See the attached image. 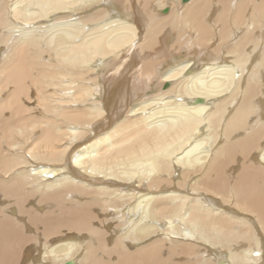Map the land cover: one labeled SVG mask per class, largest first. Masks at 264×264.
Masks as SVG:
<instances>
[{
    "label": "bare ground",
    "instance_id": "bare-ground-1",
    "mask_svg": "<svg viewBox=\"0 0 264 264\" xmlns=\"http://www.w3.org/2000/svg\"><path fill=\"white\" fill-rule=\"evenodd\" d=\"M0 264H264V0H0Z\"/></svg>",
    "mask_w": 264,
    "mask_h": 264
},
{
    "label": "rangeland",
    "instance_id": "rangeland-1",
    "mask_svg": "<svg viewBox=\"0 0 264 264\" xmlns=\"http://www.w3.org/2000/svg\"><path fill=\"white\" fill-rule=\"evenodd\" d=\"M6 38H7V37H6ZM13 40H14V38H12V39L10 40V42L13 41ZM9 52H12V51L10 50ZM30 52L33 53L35 56L37 55V56L39 57V56H40V52H41V50L38 48V46H32L31 49H30ZM10 56H11V59L8 61V63H10V62L12 61V58H13L11 54H8V55H7V58H9ZM44 59H45V58L40 59V62H42Z\"/></svg>",
    "mask_w": 264,
    "mask_h": 264
},
{
    "label": "snow or ice",
    "instance_id": "snow-or-ice-1",
    "mask_svg": "<svg viewBox=\"0 0 264 264\" xmlns=\"http://www.w3.org/2000/svg\"><path fill=\"white\" fill-rule=\"evenodd\" d=\"M256 255H261V253H259V252H257V253H255Z\"/></svg>",
    "mask_w": 264,
    "mask_h": 264
}]
</instances>
